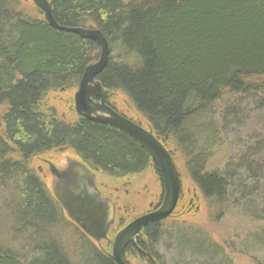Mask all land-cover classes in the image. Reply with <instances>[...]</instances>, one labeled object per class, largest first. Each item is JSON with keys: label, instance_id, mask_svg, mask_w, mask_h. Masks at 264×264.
<instances>
[{"label": "trees", "instance_id": "1", "mask_svg": "<svg viewBox=\"0 0 264 264\" xmlns=\"http://www.w3.org/2000/svg\"><path fill=\"white\" fill-rule=\"evenodd\" d=\"M49 5L61 27L96 28L106 39L108 61L97 77L104 99L121 94L139 117L130 118L133 122L184 156L214 220L231 211L247 217L239 252L264 248V228L252 225L264 221L262 140L250 136L251 145L238 156L220 169L208 168L213 149L225 144L223 129L240 120L239 105L253 99L264 106V0H49ZM36 14L25 15L15 0H0V186L12 185L4 207L23 251L0 244V264H75L49 232L56 223L78 231V264H115L108 249L96 247L64 215L30 160L67 149L113 178L149 166L157 176L158 171L147 152L117 129L79 115L71 124L53 113L43 116V97L76 89L100 48ZM256 119L264 121V115ZM164 221L142 232L157 264L163 259L152 248L163 236ZM173 233L179 258L170 264H233L226 248L206 233L179 225ZM132 251L128 247L126 253ZM250 259L264 264V256Z\"/></svg>", "mask_w": 264, "mask_h": 264}, {"label": "rangeland", "instance_id": "2", "mask_svg": "<svg viewBox=\"0 0 264 264\" xmlns=\"http://www.w3.org/2000/svg\"><path fill=\"white\" fill-rule=\"evenodd\" d=\"M15 1L17 8L25 15L29 17L37 15V10L31 0ZM75 90L70 88L48 92L39 104L43 116L48 118L53 113V116L57 120H63L69 124L74 123L78 118L73 105V93ZM109 102L121 114L129 118L139 119L129 102L121 94H116L114 98L109 99ZM262 107H259L253 99H247L241 106L239 105V110H241L240 120L235 124L230 122L223 129L225 144L221 148L216 147V149H213V155L208 166L210 170L222 168L229 158H234L241 153L243 146L251 145V140L253 139L250 136L262 140L264 151V121L256 119V116L264 115V106ZM249 140L250 143L248 142ZM168 149L175 166H177L181 190L173 214L163 223L161 229L163 236L154 244L153 251L157 253L161 260L163 259L164 264L166 262L170 264V261L177 260L179 258V249L174 244L173 231L175 226L179 225L183 228L188 227L197 231L200 230L209 235L214 242L221 243L226 248V252L229 253L233 264H255L252 263L250 256L257 255L263 257L264 248L258 246L257 249H250L248 251L250 256L239 252L238 248V240L245 234L246 229H249L250 223L247 217L242 214L240 215L239 211H231V213H227L218 221L214 220L213 209L207 206L191 181V177L188 175V166H186L184 156L173 148L169 147ZM71 160H79V158L73 151L67 149L50 150V152L41 154L30 160V167L33 173H35L40 182L46 185L54 198L52 175L49 172V167L53 165L61 169ZM87 168L94 174V181L101 195L109 198L114 203L115 218L106 235L107 238L102 240L99 245L95 243L96 247L102 250L108 249L107 252H109L108 241L114 237V234L120 228L131 222L132 219L151 211L152 205H158L162 201L163 189L160 179L151 166L146 167L140 173L118 178L106 176L101 171L93 170L89 166ZM8 186L10 188L12 185L9 184ZM9 188L0 186V244H8L9 248L21 251L22 241L14 235L12 220L4 207L5 203H8L12 199L13 190H9ZM255 222L252 225H259L260 228H264V221ZM64 225L56 223L49 232L53 238L58 240L61 248L64 249L72 262L75 264L81 263L82 259L80 255L82 250L80 245L82 240L76 235L78 231L68 223ZM230 250L233 252H229ZM124 257L128 264H147L146 260H143L135 251L125 253ZM184 257L192 259L189 254H184Z\"/></svg>", "mask_w": 264, "mask_h": 264}, {"label": "water", "instance_id": "3", "mask_svg": "<svg viewBox=\"0 0 264 264\" xmlns=\"http://www.w3.org/2000/svg\"><path fill=\"white\" fill-rule=\"evenodd\" d=\"M31 2L50 27L73 32L80 38L92 39L100 48L97 61L84 68L73 93L76 114L90 122L108 125L129 136L147 152L157 168L163 189L162 201L151 211L132 219L108 241L110 250L106 255L115 264H128L123 257L127 245L135 244L137 238H142L144 227L153 222L164 221L173 214L181 190L177 166L168 149L156 138L150 128L146 129L136 124L104 103L101 83L97 77L108 61L109 48L101 33L92 27L87 29L61 27L52 17L49 0H31ZM49 172L52 175L55 200L65 216L78 226L86 237L99 245L107 238L109 228L114 222V203L109 198L101 196L94 181V174L79 160H71L61 169L51 165ZM142 243L146 245L145 240H142ZM145 248L142 256L145 257L147 264H157L147 245Z\"/></svg>", "mask_w": 264, "mask_h": 264}, {"label": "flooded vegetation", "instance_id": "4", "mask_svg": "<svg viewBox=\"0 0 264 264\" xmlns=\"http://www.w3.org/2000/svg\"><path fill=\"white\" fill-rule=\"evenodd\" d=\"M103 98H104V96H103ZM104 103H106L110 108H112L114 111H116V112H118V113H120L118 110H117V108L115 107V106H113L110 102H108V101H106L105 99H104ZM121 114V113H120ZM123 115V114H122ZM110 127V126H109ZM112 128V127H111ZM114 129V128H113ZM116 130V129H115ZM97 186V185H96ZM98 188V187H97ZM98 190H99V188H98ZM99 192H100V190H99ZM100 194H101V192H100ZM102 196V195H101ZM190 203H191V200H190ZM157 206V205H156ZM156 206H153L152 205V209L154 208V207H156ZM151 209V210H152ZM142 232H143V230H142ZM142 234V233H141ZM144 240V237H143V234H142V238H137L136 240H135V244H128L127 245V247H126V249H125V251H124V254H123V257H124V255H125V253H126V250H127V248L128 247H132L134 250H135V252H137L139 255H140V257H142V259L144 260L145 259V257H143L142 256V252H143V250H145L146 248V245H144V243H142V240ZM146 243V242H145ZM147 247H148V245H147ZM150 252V251H149ZM151 254V253H150ZM152 256V255H151ZM125 258V257H124ZM146 260V259H145Z\"/></svg>", "mask_w": 264, "mask_h": 264}, {"label": "bare ground", "instance_id": "5", "mask_svg": "<svg viewBox=\"0 0 264 264\" xmlns=\"http://www.w3.org/2000/svg\"><path fill=\"white\" fill-rule=\"evenodd\" d=\"M36 8V7H35ZM37 9V8H36ZM38 10V9H37ZM99 124V123H98ZM102 125V124H101ZM105 125V124H104ZM122 133V132H121ZM125 135V134H124ZM126 136V135H125ZM132 139V138H131ZM133 140V139H132ZM88 166V165H87ZM158 177H159V174H158ZM160 182H161V180H160ZM78 227V226H77Z\"/></svg>", "mask_w": 264, "mask_h": 264}]
</instances>
